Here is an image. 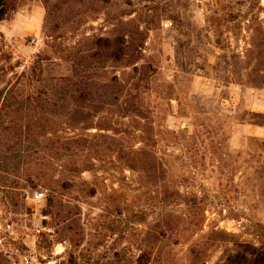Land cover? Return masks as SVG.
Listing matches in <instances>:
<instances>
[{"label":"rangeland","instance_id":"obj_1","mask_svg":"<svg viewBox=\"0 0 264 264\" xmlns=\"http://www.w3.org/2000/svg\"><path fill=\"white\" fill-rule=\"evenodd\" d=\"M261 49L264 0H0V264H264Z\"/></svg>","mask_w":264,"mask_h":264},{"label":"trees","instance_id":"obj_2","mask_svg":"<svg viewBox=\"0 0 264 264\" xmlns=\"http://www.w3.org/2000/svg\"><path fill=\"white\" fill-rule=\"evenodd\" d=\"M261 47H263V45ZM226 62L230 65V59L226 60ZM241 62L243 63V66L241 68L244 71L240 75L241 76L239 78V80H241L240 83L249 84L252 86H258L257 82H260V83L264 82L262 80V78L264 77V49H261L259 58H257L256 63H251V62L249 63L248 60H245V59L241 58V56H240L239 57V63H241ZM256 80H262V81L256 82ZM136 98H137V96H135L134 99H132V100L135 101ZM135 102H137L135 104H137V105L139 104L138 101H135ZM252 116H253L252 119H244V120L245 121L248 120L249 122H251L253 124L264 126V113H252ZM260 226H261V223H260Z\"/></svg>","mask_w":264,"mask_h":264},{"label":"water","instance_id":"obj_3","mask_svg":"<svg viewBox=\"0 0 264 264\" xmlns=\"http://www.w3.org/2000/svg\"><path fill=\"white\" fill-rule=\"evenodd\" d=\"M48 264H60V261L59 260H54V261H51L50 263Z\"/></svg>","mask_w":264,"mask_h":264}]
</instances>
